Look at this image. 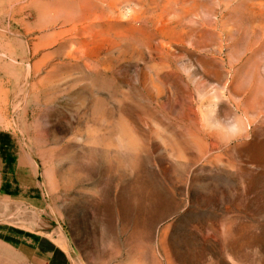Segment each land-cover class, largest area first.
I'll return each instance as SVG.
<instances>
[{
    "label": "rangeland",
    "instance_id": "374dc122",
    "mask_svg": "<svg viewBox=\"0 0 264 264\" xmlns=\"http://www.w3.org/2000/svg\"><path fill=\"white\" fill-rule=\"evenodd\" d=\"M264 264V0H0V264Z\"/></svg>",
    "mask_w": 264,
    "mask_h": 264
},
{
    "label": "crops",
    "instance_id": "0c3cea01",
    "mask_svg": "<svg viewBox=\"0 0 264 264\" xmlns=\"http://www.w3.org/2000/svg\"><path fill=\"white\" fill-rule=\"evenodd\" d=\"M4 236L12 243L21 240L29 245L32 244L29 250L33 264H78L68 244L60 238L55 239L37 234L30 237L18 229H11Z\"/></svg>",
    "mask_w": 264,
    "mask_h": 264
}]
</instances>
